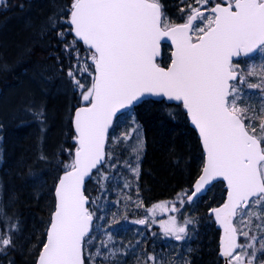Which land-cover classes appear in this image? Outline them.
Masks as SVG:
<instances>
[{
    "label": "snow or ice",
    "instance_id": "obj_1",
    "mask_svg": "<svg viewBox=\"0 0 264 264\" xmlns=\"http://www.w3.org/2000/svg\"><path fill=\"white\" fill-rule=\"evenodd\" d=\"M52 3L54 11L39 35L55 30L64 43V52L70 59L75 55L67 77L72 90H80L84 104L72 117L74 155L71 149H63L71 160L64 163L55 185L46 242L35 264H85L83 249L90 243L95 213L86 207L89 201L82 186L93 169L98 170V165L112 158L105 151V139L114 117L118 119L122 111L131 115L137 105L148 102L147 97L158 98V103L166 101L169 106L175 102L177 109L182 106L198 132L204 159L193 190L184 194L187 203H194L217 178L226 182L227 199L210 210L222 229L218 255L224 264H264V62L259 72L252 65L244 74L239 59H233L257 53L264 56V0H195L199 7L181 0L185 5L180 8L183 23L168 20L161 0H70L67 6L57 5L55 0ZM0 4L6 6V0H0ZM61 24L69 27L61 30ZM68 34L74 37L71 43L66 40ZM167 41L172 47L170 64L162 67L156 58L161 56V43ZM78 42L89 54L83 64ZM77 73H88L91 85L82 83ZM255 75L261 82L247 87L258 89L259 94L245 93L242 85L247 82L246 76ZM246 96H257L259 108L240 106ZM23 110L38 123L41 133H46L45 107L30 104ZM167 115L172 120L177 118L176 112ZM132 123L136 127L122 133V139L142 132L134 116ZM143 151L140 136L136 165H128L137 179ZM38 159L47 161L48 157L41 152ZM102 179L109 177L102 175ZM11 203L3 204L0 198V223L5 224L0 229V255L5 256L9 249H16L13 237L21 232L19 220L13 223L7 213ZM184 203L181 198V207ZM157 209L169 211L167 203H158L147 209V216L154 217ZM170 211L179 212L180 208L173 203ZM116 215L113 213L114 218ZM133 223L150 226L147 218ZM196 223L191 217L178 223L176 217L169 216L160 222V228L165 237L180 242L192 238L189 226ZM238 236L245 238L243 243H238ZM139 244L115 246L110 229L89 259L99 257L102 264H119V257L135 254ZM194 251L189 246L171 264H191ZM143 255L145 264H169L167 257L148 252ZM137 264H141L139 257Z\"/></svg>",
    "mask_w": 264,
    "mask_h": 264
},
{
    "label": "trees",
    "instance_id": "obj_2",
    "mask_svg": "<svg viewBox=\"0 0 264 264\" xmlns=\"http://www.w3.org/2000/svg\"><path fill=\"white\" fill-rule=\"evenodd\" d=\"M55 2L61 6L70 4V0ZM161 2L167 17L175 23L184 21L180 8L185 5L181 0ZM21 4L23 9L20 8ZM53 11L52 0H6V6L0 4V92L13 87L19 79L35 71L43 75L48 83H56L65 89L62 93H48L42 98L40 106L46 109V133H41L40 126L30 115L25 120H14L4 125L0 117V198L3 204L12 201L7 213L13 217V223L19 220L21 229L13 237L16 249H9L6 256L0 255V264H9L10 260L12 264H35L45 242L51 211L54 210L55 185L64 171V163L71 160L63 149H71L74 153L71 118L73 111L84 104L79 89L73 91L67 77L76 58L73 54L70 59L64 52V43L55 30L42 37L39 35L41 26ZM68 27V24L60 25L61 30ZM66 40L69 43L73 41L71 34L66 36ZM77 46L83 64L89 54L81 44L77 43ZM262 62L264 57L257 54L253 58L240 60V66L244 74L252 65L259 72ZM87 63L91 64V61ZM158 63L162 67L168 65V47H163V55ZM77 75L86 86L91 85L92 77L88 73ZM246 79L244 92L258 95V89H248L247 85L260 83L261 77L246 76ZM246 99L245 105L259 108L257 96H246ZM169 111L177 113L175 120L168 117ZM133 116L142 132H134L124 140L122 133L136 127L132 123ZM140 136L144 151L140 157L137 179L129 171L128 165H136L135 149ZM41 152L48 157L47 161L38 159ZM106 153H111L112 158L94 172L85 188L90 201L88 208L95 213L94 228L88 238L90 243L84 247L86 264H102L101 258L92 261L89 254L97 251L101 241L107 239L110 229L112 243L117 247L129 243L135 245L136 241H140L135 254L129 252L127 256L119 257V264H137V257L141 264H145L144 252L167 257L171 264L189 246L195 250L191 254V264H221L218 257L220 233L214 227L210 210L223 202L225 190L222 183H217L204 197L187 203L184 194H190L200 175L203 154L182 107L177 109L173 105L148 100L132 109L131 115H121L111 130ZM113 164L116 167H111ZM102 175H107L109 179H102ZM126 183L130 185L127 188L124 187ZM181 198L185 200L182 207L179 204ZM173 201L180 208L179 212H171L170 207L169 211L157 209L154 217L147 216V209L153 205ZM141 203L143 207L139 206ZM113 213L117 214L115 218ZM169 216L176 217L178 223H183L186 217L196 220V224L189 226L190 240L177 242L163 235L160 222ZM145 218L150 226L133 223ZM152 219L156 222L151 223ZM4 227L5 224L0 223V229ZM244 239L240 237L239 242L243 243Z\"/></svg>",
    "mask_w": 264,
    "mask_h": 264
},
{
    "label": "rangeland",
    "instance_id": "obj_3",
    "mask_svg": "<svg viewBox=\"0 0 264 264\" xmlns=\"http://www.w3.org/2000/svg\"><path fill=\"white\" fill-rule=\"evenodd\" d=\"M191 3L193 6L199 7L198 5H195V0H193ZM167 18L170 22L173 21L170 17ZM193 38L195 39V36ZM240 68L242 71V66H240ZM53 84L54 85L48 83L47 79L43 75L35 71L34 73H28L26 77L19 79V81L16 83V85H13V87H9L7 90L0 92V117L2 120V123H0L4 125V123H11L14 122V120H25L29 116L23 110L26 106L34 104L39 107L42 98L48 93H62L65 91L64 88L61 86L59 87L56 83ZM246 84L247 83L242 85L244 91L246 90ZM245 100L247 102L246 97L240 102V106H245ZM173 203H175V201L167 202L168 208L172 207ZM168 219L169 217H167L164 221H167ZM237 226L243 228V225L238 221ZM239 237L244 238L243 236Z\"/></svg>",
    "mask_w": 264,
    "mask_h": 264
},
{
    "label": "water",
    "instance_id": "obj_4",
    "mask_svg": "<svg viewBox=\"0 0 264 264\" xmlns=\"http://www.w3.org/2000/svg\"><path fill=\"white\" fill-rule=\"evenodd\" d=\"M71 36L73 37L72 34H71ZM73 38H74V37H73ZM78 43H80V44L83 45L82 42H78ZM163 45L168 46V47L170 48V50L172 51L171 41H167L166 43L162 42V43H161V55H162V46H163ZM83 46L86 48L85 45H83ZM255 55H256V54H255ZM255 55H253V56H255ZM253 56H252V57H253ZM160 58H161V56H158V57L156 58V61H159ZM170 58H171V53H170ZM242 58H249V57L241 56V57H239V58H233V59H234V60H236V59H239V60H240V59H242ZM250 58H251V57H250ZM93 71H94V68H93ZM147 100H150V101L156 102V101L158 100V98H156V97H147ZM164 103L167 104L166 101H165ZM171 105H175V102H172ZM137 106H138V105H137ZM123 113H125V112L122 111V113L118 114V116L122 115ZM74 114H75V110H74V112H73L72 117H74ZM185 115H186V114H185ZM186 118H187V116H186ZM116 119H117V118L114 117V119H113V124L109 127V130H108V132L106 133V139H105V151H106V144H107V140H108V137H109L110 131H111V129H112V127H113L114 122H115ZM187 121H188L189 127L195 132V134H196V136H197V138H198V140H199V136H198V132H197V130L194 128V126L191 124V122H190V120H189L188 118H187ZM71 125H72V129H73V132H74V128H73V124H72V120H71ZM74 134H75V133H74ZM199 143H200V141H199ZM200 147H201V150H202V153H203V149H202L201 144H200ZM73 155H74V154H73ZM203 159H204V156H203ZM101 166H103V165H98V169H99ZM95 170H97V169H93L92 172L90 173V175H89L88 177L85 178V182H84V184H83V186H82V191H83V192H84V190H85V186H86V184H87V183L89 182V180L91 179V177H92V175H93V173H94ZM62 174H63V173H61L60 175H62ZM200 174H201V172H200ZM60 175H59V176H60ZM198 177H199V176H198ZM197 179H198V178H197ZM197 179H196V180H197ZM57 182H58V181H57ZM195 182H196V181H195ZM195 182H194V184H195ZM218 182H221V183L223 184V188H224V190H225L224 200H223V202L219 205V206H221V205L224 203V201L227 199V187H226V182H224V181L222 180V178H217L216 181L212 182V183L210 184V186H208L206 192H204L202 195H200V196L198 197V199L201 198V197H203V196H205L206 193L210 190V188H211L214 184H216V183H218ZM194 184H193V186H192V190H193V188H194ZM54 193H55V189H54ZM84 195H85V192H84ZM85 196H86V195H85ZM54 197H55V195H54ZM86 198H87V197H86ZM87 199H88V198H87ZM196 200H197V199H196ZM88 201H89V199H88ZM88 204H89V202H88ZM88 204H86V207H88ZM219 206H217V207H219ZM215 208H216V207H215ZM211 216H212V220H213L214 226H215V228L219 231V233H220V237H221L222 229H221V228L219 227V225L216 223V221H215V216L212 215V214H211ZM93 223H94V219H93ZM93 223H92V226H91V228H90V235H91V232H92ZM90 235H89V236H90ZM220 237H219V241H220ZM46 238H47V237H46ZM46 238H45V242H46ZM218 253H219V246H218ZM218 256H219V255H218ZM83 257H84V255H83ZM219 258H220V260H221V264H224V259H223L222 257H220V256H219Z\"/></svg>",
    "mask_w": 264,
    "mask_h": 264
},
{
    "label": "flooded vegetation",
    "instance_id": "obj_5",
    "mask_svg": "<svg viewBox=\"0 0 264 264\" xmlns=\"http://www.w3.org/2000/svg\"><path fill=\"white\" fill-rule=\"evenodd\" d=\"M184 21H181L180 23H183ZM172 23H175V21H172ZM169 53H170V50H169ZM172 239V238H171Z\"/></svg>",
    "mask_w": 264,
    "mask_h": 264
}]
</instances>
